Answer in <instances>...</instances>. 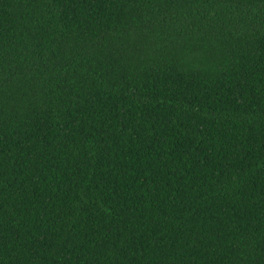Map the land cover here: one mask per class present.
<instances>
[{
	"label": "trees",
	"instance_id": "trees-1",
	"mask_svg": "<svg viewBox=\"0 0 264 264\" xmlns=\"http://www.w3.org/2000/svg\"><path fill=\"white\" fill-rule=\"evenodd\" d=\"M0 264H264V0H0Z\"/></svg>",
	"mask_w": 264,
	"mask_h": 264
}]
</instances>
